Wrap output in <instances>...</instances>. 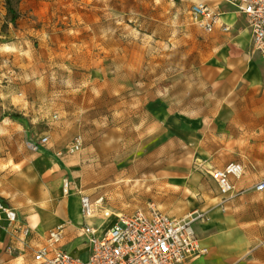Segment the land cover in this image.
<instances>
[{"label":"rangeland","instance_id":"rangeland-1","mask_svg":"<svg viewBox=\"0 0 264 264\" xmlns=\"http://www.w3.org/2000/svg\"><path fill=\"white\" fill-rule=\"evenodd\" d=\"M196 1L215 0H0V169L61 159V194L89 197L96 218L147 202L203 212L192 188L229 152L207 149L212 129L264 97L249 66L264 60L247 37L240 61L236 29L214 45L190 18Z\"/></svg>","mask_w":264,"mask_h":264},{"label":"crops","instance_id":"crops-1","mask_svg":"<svg viewBox=\"0 0 264 264\" xmlns=\"http://www.w3.org/2000/svg\"><path fill=\"white\" fill-rule=\"evenodd\" d=\"M197 2L207 3L220 14V23L210 33L211 42L217 46L221 45V42L226 43L230 36L222 34L231 35V30L236 29L237 33H233L231 38L236 40L237 50L245 54L240 56V61L245 62L247 56L244 49L250 43L247 37L253 44L246 19L223 1L194 3ZM221 24L230 27V30L224 32ZM241 25L244 30L239 31ZM262 65L264 64L260 60L257 65L254 62L249 65L256 71L255 77L260 83L261 75L256 68L263 72L264 80ZM223 114L226 121L228 116H225L226 112ZM176 118V134L182 135L184 131L180 127L184 124L179 120L181 117ZM212 130L214 134H211L207 149L215 153L229 151L212 164L216 167L214 169H222L237 160L232 151L242 150L244 155L239 159L243 163L244 174L239 181H235L236 192L229 199L220 194L211 176H207L208 181L205 179L203 184L192 188L193 191L189 190L191 197H197V200L193 201L194 208L202 210L206 216V219L197 222L194 228L198 239L208 248V253L184 264H264V191L255 190V186L264 179V97L243 110L235 111L228 125H217ZM39 157L45 162L41 170L34 166L13 170L7 161V166L0 169V195L7 206L17 211L20 223L31 228L30 240L33 244H44L50 230L63 226V247L73 255L87 258L88 248L77 230V226L84 221L81 197L61 194L60 181L66 172L60 164L61 159L52 155ZM44 175L47 176L44 178ZM46 179L47 187H40V183ZM183 183L181 181L176 184L182 191ZM152 194L154 195V191H148L146 196L149 198ZM148 204L149 202L142 208ZM137 207L139 205L131 210ZM113 222V219L102 222L100 217L92 220L94 225L100 226L101 231L110 227ZM4 223V216L0 213V264H16L18 260H22L24 264H32L30 253L21 252L23 247L18 241V236L12 234L8 228L2 227Z\"/></svg>","mask_w":264,"mask_h":264},{"label":"built area","instance_id":"built-area-1","mask_svg":"<svg viewBox=\"0 0 264 264\" xmlns=\"http://www.w3.org/2000/svg\"><path fill=\"white\" fill-rule=\"evenodd\" d=\"M220 1L232 6L246 19L253 46L264 60V0ZM189 14L192 22L206 33H212L220 23L218 10L207 3H194ZM220 27L224 32L230 30L223 24ZM47 142L48 138L44 137L39 144H31V149L37 151ZM243 174L244 166L238 162L210 171L221 195L226 198L234 195L235 181ZM255 190L264 191V179ZM64 191L68 192L66 181ZM81 207L84 221L77 230L88 248L87 258L73 255L63 247V226L50 230L44 244H33L31 228L20 223L17 211L7 206L0 195V213L4 216L5 227L18 236L23 247L21 252L30 253L32 264H184L208 253L194 228L197 222L206 219L203 212L174 217L150 203L132 214L117 215L113 224L101 231L100 226L92 223L97 214L89 197L81 198ZM111 215L108 211L103 212L102 222Z\"/></svg>","mask_w":264,"mask_h":264}]
</instances>
